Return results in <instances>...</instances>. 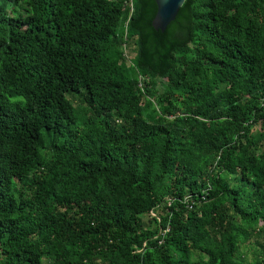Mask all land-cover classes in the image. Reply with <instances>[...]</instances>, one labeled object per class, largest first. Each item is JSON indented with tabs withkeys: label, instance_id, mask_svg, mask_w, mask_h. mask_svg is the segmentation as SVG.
I'll use <instances>...</instances> for the list:
<instances>
[{
	"label": "trees",
	"instance_id": "16d2710c",
	"mask_svg": "<svg viewBox=\"0 0 264 264\" xmlns=\"http://www.w3.org/2000/svg\"><path fill=\"white\" fill-rule=\"evenodd\" d=\"M127 1L0 0V264H236L264 234V0L164 33Z\"/></svg>",
	"mask_w": 264,
	"mask_h": 264
},
{
	"label": "water",
	"instance_id": "95a60500",
	"mask_svg": "<svg viewBox=\"0 0 264 264\" xmlns=\"http://www.w3.org/2000/svg\"><path fill=\"white\" fill-rule=\"evenodd\" d=\"M157 13L152 22L156 31L165 32L168 26L174 22L186 0H155Z\"/></svg>",
	"mask_w": 264,
	"mask_h": 264
},
{
	"label": "rangeland",
	"instance_id": "374dc122",
	"mask_svg": "<svg viewBox=\"0 0 264 264\" xmlns=\"http://www.w3.org/2000/svg\"><path fill=\"white\" fill-rule=\"evenodd\" d=\"M128 54H130L128 52ZM132 55V54H131ZM75 106L79 105L77 98H70ZM259 130V126L256 127ZM147 217H145V222H147ZM264 234L259 236H252L247 246H244L241 250V255L236 259V264H253L260 256H264Z\"/></svg>",
	"mask_w": 264,
	"mask_h": 264
},
{
	"label": "built area",
	"instance_id": "2783aa9c",
	"mask_svg": "<svg viewBox=\"0 0 264 264\" xmlns=\"http://www.w3.org/2000/svg\"><path fill=\"white\" fill-rule=\"evenodd\" d=\"M125 7H126V10H128V19H130L131 15L133 13V1L132 0H128L126 2ZM139 87L143 91L144 85H143V80L142 79H140Z\"/></svg>",
	"mask_w": 264,
	"mask_h": 264
}]
</instances>
